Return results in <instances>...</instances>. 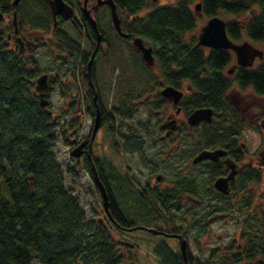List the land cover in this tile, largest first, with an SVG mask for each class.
I'll list each match as a JSON object with an SVG mask.
<instances>
[{
  "label": "trees",
  "instance_id": "1",
  "mask_svg": "<svg viewBox=\"0 0 264 264\" xmlns=\"http://www.w3.org/2000/svg\"><path fill=\"white\" fill-rule=\"evenodd\" d=\"M193 1L160 4L157 0H115V3L118 14L122 15L121 29L129 34L125 39L140 35L159 45L154 55L161 67L160 78L171 84L185 79L192 86L193 91L184 104L186 114L203 106L227 113L228 117L220 124L203 122L201 127L205 145H221L234 135H240L242 128L239 110L226 98L233 82L223 73L233 52L215 48L206 54L202 46L185 40V33L196 25V13L190 6ZM36 2L49 15L46 3ZM16 7L11 2L0 4V11L5 14ZM145 8H150L149 12L138 16ZM252 8L259 12L245 22L243 30L253 40H264V0H206L203 11L210 16L217 11L238 14ZM32 20L34 25L48 28L46 13ZM240 27L237 22L228 23L227 32L238 38ZM59 31L64 48L71 56L79 57L85 70L91 52L81 50L79 43ZM85 31L88 37L91 32L88 25ZM38 70L35 56L10 49L0 28V264H34V261L40 264H134L136 259L132 252L121 254L112 234L102 224L86 218L78 196L65 186L64 175L74 170L71 166L63 168L55 159L54 145L60 134L55 130L53 116L39 105L31 91ZM236 82L264 96V65L241 71ZM64 124L62 131L72 128L74 122ZM86 169L92 176L90 167ZM261 178L262 174L255 172L254 180ZM175 187L174 191L156 188L152 192L153 201L144 202L154 220L163 222L162 215L167 216L171 211L174 218L181 213L177 202L183 188L177 183ZM111 206L115 209L118 229L137 225L116 210L112 199ZM262 212L264 208L263 215ZM258 222L264 230V216ZM174 230L182 231L178 228L169 231ZM263 236L264 232L261 238ZM261 238L253 242L248 251L255 249L264 258ZM161 252L158 255L163 258ZM188 257L192 263L204 264L189 251ZM176 259L183 263L180 253ZM255 264H264V259Z\"/></svg>",
  "mask_w": 264,
  "mask_h": 264
},
{
  "label": "rangeland",
  "instance_id": "2",
  "mask_svg": "<svg viewBox=\"0 0 264 264\" xmlns=\"http://www.w3.org/2000/svg\"><path fill=\"white\" fill-rule=\"evenodd\" d=\"M157 1L160 4H174L177 0ZM202 1L194 0L190 6L193 8L195 3ZM31 4L28 16H26V0H21L16 9H21H17V15L23 27H26L27 23L31 30L35 32V35L41 39L40 46L31 52L38 61L39 70L36 76L44 72L55 71L58 72L62 80V85L57 86L51 92V106L48 108L52 110V116L59 112L62 113L60 122H55V130L60 135L54 145V154L56 161L63 168L73 167L74 171L72 173L64 175L66 188L78 196L79 204L85 211L88 220L93 219L97 222L99 217L104 218V222L107 225L106 229L119 243L117 249L121 254H127L125 253L123 242L136 246L132 250V254L136 259L134 264H180L176 259L180 253V244L175 237L153 234L144 229L121 232L106 218L99 189L86 169L85 158L75 159L70 155L73 148L71 133L74 131L75 126L72 125V128L62 131L65 125L63 121L65 118H72L71 113H74L75 109L74 106L69 107L70 114L63 116L66 115L64 113V95L68 96L67 99L70 100L69 98L72 97L70 94L75 93L79 83H82V66L79 57L71 56L69 52L65 53V50L58 43H55L51 34L53 24L51 16L44 11L41 4L37 2H31ZM149 9H143L138 16H144L149 12ZM257 10L252 8L238 15L223 11H217L216 14L226 21L240 23L251 19L258 13ZM12 12L13 10H10L3 14V22L0 27L3 29L5 40L6 32L12 31ZM42 13H46L49 23L47 29L32 23L33 17L42 15ZM119 16H122L121 13H119ZM130 18L132 19L133 16H130ZM208 18L209 15L205 14L201 6L196 14L195 27L184 35L188 43L196 42L200 28ZM76 19L78 21L81 20L79 13L76 15ZM98 20L100 29L104 31L103 35L109 46L103 47L102 52L95 58L97 84L104 112L108 118H114L115 124L114 130L111 131L110 126L113 124L107 122L108 126H103V129L98 132L92 145V153L99 160L100 170L111 187L118 208L130 221L136 222L137 225L162 228L168 231L173 228L182 230L188 238L189 252L193 257L202 260L204 264H237L238 260H240L239 264H255L257 261L264 259L263 255L255 249L248 251L249 246L253 242L258 241L264 232L263 227L258 222L264 216V214H261V210L264 208V96L255 94L251 87H240L236 82L235 74L230 77L233 84L228 89L226 98L233 104L242 99L244 100L243 103L248 102L251 104L249 107L250 112L246 114L248 122H251L257 116L259 117L257 122H253L254 126L252 128L249 127L242 130V135L239 136L238 142L244 143L247 160H251L255 172L261 173L262 178L260 181L254 180L250 184L253 193V200L249 203L250 205L247 204V199L235 201L236 206L228 208L230 212L228 217L209 221V218L213 215L210 212L211 206L216 205L219 200L216 191L209 185L207 171L211 167H209L208 163H201L196 166H187L185 164L187 162L191 163V158L199 149L206 146L204 137L201 136L200 124L189 129V138L184 142H180L179 152H172L169 159L160 155L165 153V151L160 149L145 148L144 153L146 152L148 155V160L145 157L143 160L140 155L131 152V149H135L126 145V143L125 145L130 147L126 148V150L124 149L126 152L121 147L113 145L111 138L120 136V133L125 134L126 139H129V143H132L134 138L139 136L144 126H148L151 121L155 123L162 116L156 117L154 115L157 110L155 90V81L157 80L154 78V68L147 66L131 40L121 37L115 31L109 9H105L98 17ZM60 28L70 38L80 44L81 50L88 53L91 52L92 45L85 37L86 31L83 26L75 27L70 23H63ZM250 41L264 51V40L260 42ZM145 42L147 45H152L154 50L159 47L158 44H153L148 39H145ZM9 48L13 49V45ZM204 50L206 54L209 53L207 48ZM16 51L20 52L19 49ZM24 54L26 55V53ZM261 64H264V55L262 58L256 57L252 66L256 67ZM156 66H159L157 59ZM230 66L228 64L224 68V72ZM31 91H34V87H32ZM186 96H190V93L186 92ZM226 116V112L217 111L213 122L220 124L223 119H226ZM78 118L81 123L75 127V137L86 136L92 126L90 114L86 111H81ZM69 121L71 120L69 119ZM186 131L188 132L187 126ZM120 144L124 145L122 140ZM150 160H152L150 165L155 169V174H162L165 178L163 182L160 180L159 184H156L155 174L151 175L141 165L142 161L149 163ZM184 169L187 173L183 178L189 182L193 190L192 196L202 200L204 205L195 207L193 204H188L181 207V213H178V217L174 218L172 215L173 211H171L167 213V216L165 214L162 215L163 222L154 220L148 207L143 203L142 205L139 201L137 193L141 184L150 182L160 186V188H163L166 184L173 185L175 180H177V173L181 174L180 172ZM239 190L240 188L236 187L231 196L234 197L237 193L236 191L239 192ZM154 205L155 203H153V207ZM205 208L211 215L205 211ZM182 212L186 214L183 215ZM261 239L264 241V238ZM161 251H163V258L158 255L162 253ZM126 252L128 251L126 250ZM34 264L40 263L34 261Z\"/></svg>",
  "mask_w": 264,
  "mask_h": 264
},
{
  "label": "flooded vegetation",
  "instance_id": "3",
  "mask_svg": "<svg viewBox=\"0 0 264 264\" xmlns=\"http://www.w3.org/2000/svg\"><path fill=\"white\" fill-rule=\"evenodd\" d=\"M13 1L14 0H0V4L4 6L5 3L8 4L11 2V4L13 6H15V5L17 6L21 0H19V2L17 4H14ZM36 1H38V0H26V16H28L30 14V5H32L31 2H36ZM39 1H43L47 4L49 15L51 16L52 21H53L52 28H51L52 37H54L55 43H58V45L61 48H63V50H65V53H67V50L64 48V46L61 42L62 38L59 37V35L57 34L58 30H60L59 32H65L60 28V26L63 23H70L75 27L83 26L84 29L86 28V25H88V29L91 30V32H89V36L87 37V40H89V42L92 45L91 53L94 51L95 48H97V53L95 55V58L100 52H102L103 47H105V46L108 47V43L105 40V37L103 35L104 31L102 29H100V23H99L98 17L101 15V13L105 9H109L110 14H111V6L109 3L104 2V0H88L87 1V9L90 11V14L96 20L99 32L101 33V41L99 44H97V37H96L95 28L86 19V17L84 16V14L82 12L83 0H64L67 4H69L71 6L72 16L68 19H64L62 17V15H60V14L57 15L56 25H54V17L52 15L51 9L49 7L48 0H39ZM80 1L82 2L81 4H80ZM112 1L114 2L115 6H116L115 0H112ZM205 1L206 0H203L202 2H200L202 9H203ZM14 10L15 9H13V12H14ZM116 11L118 13L117 6H116ZM257 11L259 12V10H257ZM13 12H12V14H13ZM78 13L81 15L80 21H78V19H76V15ZM216 13L210 15L209 17L214 16V15H218ZM243 13H245V12H243ZM17 14H18V12H17ZM229 14H232V13H229ZM238 14H242V13H238ZM238 14H233V15H238ZM44 15L45 14L42 13L43 17H44ZM2 18H3V13L1 14L0 19H2ZM84 18L86 19V22L84 21ZM207 20H206V22H207ZM248 20H244V21H241L239 23V27L241 26L240 27L241 34L238 36V38L231 36L227 32V24L232 23V22L225 20L227 35L231 40H233L236 43H242L244 41H248L253 46L259 48L258 46L254 45L250 40L255 41V42H260L263 40H253L249 36H247L245 31L243 30L245 22ZM2 22H3V19H2ZM111 22H112V19H111ZM11 24H12V31L6 32L5 42H6L7 46L12 47V45H13V50L16 51L19 49L20 52L26 53V55H32L31 52H33L34 49H36V48H38V46H40L41 39L35 35V32H33L31 30L30 26L27 23H26V27H23L21 20L18 18V15L16 17L15 22L13 21V17H12ZM112 25H113V22H112ZM113 27H114V25H113ZM1 30L3 31L2 28H1ZM232 30H234V29H232ZM242 36H243V38H242ZM121 37L127 38L129 36H127V37L121 36ZM202 47L204 49L207 48L208 52H210L211 49H215V48H211V47H207V46H202ZM259 49H261V48H259ZM95 58H94L90 73L87 72V66H86L85 70L83 69V66H82V69H81V82L82 83H79L78 87L75 90V93L70 94L72 96L71 98H69L70 100L67 99L68 96L64 95L65 96L64 113L66 115H63V116H67L70 114L69 107L74 106L75 109H74V113H71L72 118H67V119L65 118V120L63 122L64 123L68 122L69 119L73 120V122H74L73 125L75 127H77V125H79L81 123L79 121V118H78L79 113L81 111H86V112H88V114H90L92 126H91L89 133L86 136L75 137L76 129L74 127V131L71 133L72 141H73V147H76L79 143L83 142L84 143L83 144V152H82V155L80 157H78V159L84 157L85 158L84 161H85L86 165L90 167L91 171H92V165L94 164L96 166L99 174L101 173L100 175L104 179V183L106 185V188H107L108 194H109V201H110L109 208H110V213H111L112 218L108 217L106 212H105V215H106V218L110 221V223L116 227L117 224H116V220L114 218V212H113V210H115V209H113L111 206V199L113 201V206L116 208V210L119 213H121L124 218H126L127 216H125V214H123V212L118 208V205L116 204L117 202H116V200L113 196V193L111 191V187L109 186L107 180L105 179L104 174L101 172V170H99V160H98V158L94 157V155L92 153V148H93L92 145L96 139L98 132L101 129H103V126L107 125L106 124L107 122L113 124L112 126L109 125L111 128V131L114 130V124H115L114 118H112V117H111V119L108 118L106 113L104 112V108L102 106V102H101V98H100V94H99V89H98V84H97V64L95 63ZM258 58H260V57H258ZM254 62H255V60H254ZM254 62H253V64H254ZM228 64H230L231 66L227 68V70L225 71L226 73H225L224 68ZM228 64L223 68V73L229 78L231 76H234V74L237 77V75L241 71L248 70V69H256V68L260 67L261 65H264V64H261V65H258L256 67H254V66H250V67L242 66V65L237 63L235 54H232L231 60ZM151 67L154 68V71H153L154 78H155V80H157V81H155V90H156V99H157V104H156L157 107L156 108H157V110L155 111L154 115L156 117L161 115L162 117L159 118L155 122L156 124L151 121V122H149L148 126H144L142 128L143 130L140 132L139 136L138 137L136 136L132 143H129V139L128 138L126 139V136L123 133H120L119 134L120 136H118V137L111 138V140H112L113 145H115L117 147H121L123 150L124 149L126 150V148L127 149L130 148L129 146H131V148L133 147L135 150L131 149V152L140 155V157L143 160H144V157H145V159L148 160V155L146 154V152L144 153L145 148H149L152 150L160 149L162 151H165V153H162L160 155H163V157L166 156V159H169L172 152L173 153L175 151L179 152L180 142H184V141H186V139L189 138L188 133H189V129L192 126H190L188 123L187 118H188L189 114L185 113L184 104L188 100V97H189V96L188 97L186 96V92L191 93L193 91V89H192V86L190 85V83L188 82V80H185V79L181 80L178 84H171V83H168V82L162 80L160 78L161 67L156 66V59L154 61V64L151 65ZM44 73H47L48 77L52 78L51 84L53 85V89L50 91V94H51V92L54 91L57 86L62 85V82H61L62 80H61L58 72L53 71V72H44ZM168 85H171L174 88L182 91V97L177 103L174 102L173 98H166L162 95V93H161L162 89ZM238 85H239V83H238ZM246 88H248V87H246ZM95 91L97 93L96 98L94 97ZM33 93H34V95H36L38 97V91H36V89H35V83H34ZM49 98H50V95H49ZM243 101L244 100L242 99V100L236 101L235 104L232 103L239 110L241 118H242V128H241L240 135H234L231 140L225 142L224 144L215 145V146H207L206 145L205 147L201 148V149H215V148L222 147V148L226 149L227 153L223 156H220L216 160L205 159V160L200 161L199 163H193L192 158H191V163H189V162L185 163L187 166H189V165H195L196 166V165L201 164V163H208L209 167H211L209 170L207 169L208 171L206 170L208 173V176H209V185H210V187H212L216 191V194H217L219 200L216 202V205L211 206L210 212H212L213 215L209 218V221H214L218 218L221 219V218L228 217L230 215L228 208L236 206L235 201L237 202L238 200L243 201L244 199H247V202H248L247 204H249L253 200V193L251 191L250 184L254 181V174H255L254 165L250 159L247 160V158H246L247 153L245 152L244 143L238 142L239 141L238 139H239V136L242 135V130L244 128H249V127L252 128L254 126L253 122H257L259 117L257 116L254 119H252L251 122H248L246 114L248 112H250L249 107L251 106V104H249L248 102L243 103ZM48 106H51V100H50V103ZM97 106L99 107L100 113H101L100 125H99L95 135L93 136V138L91 140L92 129H93V125H94V119H95ZM101 107H102V109H101ZM216 113H217V111L214 110L213 119H214ZM55 118H56V122H60V120L62 118V113H60V112L56 113ZM199 124L202 127L203 122H201ZM186 126H187L188 132L186 131ZM142 133H143V135H141ZM187 135H188V137H187ZM121 140L123 141L124 145L120 144ZM125 143H126V145H129V146H126ZM122 146H124L125 148ZM89 148H90L91 157L88 155ZM144 154H145V156H144ZM150 163L152 164V160H150L149 163L146 161H142L141 165L143 166V168H145L147 171H149L151 173V175H154L155 169L153 168V166L151 167ZM229 163L235 164V175H234L233 179L228 180L229 193L224 194V193L218 191L214 187V181L217 177H221V176L226 177L229 175V172L231 170L229 167ZM154 165H156V164H154ZM180 173L181 174L177 173V175H178L177 180H175L173 185L166 184L163 188L162 187L160 188V186L156 185V184H159L160 180H162V182H163L165 179L164 176L162 174H159V173L154 175L155 180H157L156 184H151L150 182L141 184L140 190L137 193L139 196L138 198H139L140 203L144 204L145 201H147V202L153 201V198H152L153 193L152 192L156 188L174 191L176 188L175 187L176 183H177V184H179V186L182 185V188H183L181 198L177 202L178 206L182 207V206H186L188 204H193L194 206L195 205H197V206L204 205L202 200H198L194 196H192L191 193L193 192V190L191 189L189 182L183 178V176H186L185 175L187 173L186 170L184 169ZM245 176H246V180H245ZM180 178H182V179H180ZM236 187L240 188V190H239V192L236 191L237 193L234 195V197H232L231 195L235 191ZM205 209H206L205 211L209 215H211V213L209 211H207V208H205ZM137 226H139V225H134L132 227H125L124 226L118 230L121 232H130V231H133L135 229H144V230L148 231V229H146V228H139ZM161 230L164 232V233H160L161 235L173 236L178 240L179 244H180L181 239L177 235H181V237H186L184 232L179 231V230L168 231V230H164L162 228H161ZM122 244L124 246L125 253L132 252L134 247H136L135 245L128 243V242H123ZM126 250L128 252H126ZM239 262H240V260L237 261V264H239ZM241 264H243V263H241Z\"/></svg>",
  "mask_w": 264,
  "mask_h": 264
},
{
  "label": "water",
  "instance_id": "4",
  "mask_svg": "<svg viewBox=\"0 0 264 264\" xmlns=\"http://www.w3.org/2000/svg\"><path fill=\"white\" fill-rule=\"evenodd\" d=\"M87 1L88 0H83L82 12L84 16L86 17V19L95 28L97 44H99L101 41V33L99 32L96 20L93 18V16L90 14V11L87 9ZM18 2L19 0L13 1L14 4H17ZM104 2L109 3L111 6V19H112L115 29L118 31V33L121 36L127 37L128 34L124 33L121 30V21L117 14L116 6L114 2L112 0H104ZM48 3L51 9L52 15L54 17V25H56L57 23V19H56L57 15L59 14L62 15L64 19H68L72 16V8L64 0H48ZM194 8L196 12L199 11L201 8L200 2H197ZM1 14L2 13L0 12V17H1ZM16 17H17V11L14 10L13 12L14 22L16 20ZM132 43L134 47L140 52L142 59L148 65L150 66L153 65L155 61V56L153 53V46L147 45L144 41V38H142L140 35L133 36ZM195 46H207L211 48L231 49L236 54L237 63L245 67L251 66L256 56L262 58L264 55L263 50L253 46L248 41H244L242 43H236L233 40H231L228 37L227 32H226V22L218 15L211 16L207 20V22L201 27ZM96 53H97V48L94 49V51L91 53L88 59V62H87V72L88 73H90L91 71V67H92ZM51 81H52V78H49L47 73H42L35 79V89L36 91H38V100H39V105L41 107H47L50 103L49 95H50V91L53 89V85L51 84ZM161 93L166 98H173L175 103H177L182 97V91L174 88L171 85L164 87ZM96 96H97V93L95 91L94 97L96 98ZM47 111L49 114H52L51 110L47 109ZM213 114H214V109L210 106L198 107L189 113L187 120L190 126H196L202 121L210 123L213 121ZM100 115H101L100 109L97 106L95 119H94V125L92 129L91 140L100 125ZM83 144H84L83 142L79 143L76 147H74L71 150V155L73 157H80L82 155ZM88 152H89L88 155L91 157L90 148ZM226 153H227L226 149L222 147L215 148V149H202L193 157L192 162L199 163L200 161L205 160V159L216 160L220 156L225 155ZM229 167L231 170L228 176L217 177L214 181V187L218 191L224 194L229 193L228 180L233 179L235 175V164L229 163ZM92 176H93V180L95 181L100 191V194L103 200V209L106 212L107 216L112 218L111 213H110V208H109L110 201H109L108 190L94 164L92 165ZM98 222L101 223L105 229L107 228V225L105 224L103 217H99ZM137 227L146 228L148 229V231L154 234L164 233L162 230L157 229V228H148L142 225L137 226ZM177 236H179L181 239L180 240V250H181V256L183 259L182 264H196V263H192L189 261L188 252H187V239L185 237H181V235H177Z\"/></svg>",
  "mask_w": 264,
  "mask_h": 264
}]
</instances>
